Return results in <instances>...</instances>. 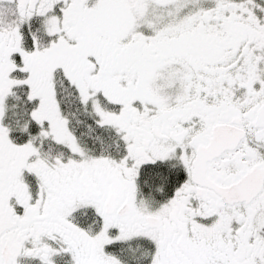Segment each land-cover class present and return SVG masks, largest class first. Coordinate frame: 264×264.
Here are the masks:
<instances>
[{
	"label": "snow or ice",
	"instance_id": "6c2138e0",
	"mask_svg": "<svg viewBox=\"0 0 264 264\" xmlns=\"http://www.w3.org/2000/svg\"><path fill=\"white\" fill-rule=\"evenodd\" d=\"M0 264H264V0H0Z\"/></svg>",
	"mask_w": 264,
	"mask_h": 264
}]
</instances>
